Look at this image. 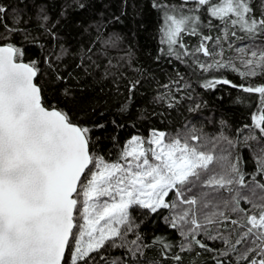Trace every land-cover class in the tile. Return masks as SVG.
<instances>
[{
    "label": "snow or ice",
    "instance_id": "1",
    "mask_svg": "<svg viewBox=\"0 0 264 264\" xmlns=\"http://www.w3.org/2000/svg\"><path fill=\"white\" fill-rule=\"evenodd\" d=\"M149 5L154 61L172 69L161 67L162 79L103 23L70 50L43 7L37 22L50 46L42 59L28 58L15 39H36L19 26L23 10L0 0V264H264V0ZM68 58L73 72L61 71ZM81 77L126 92L122 113L151 90V111L140 115L163 126L141 132L132 124L115 154L102 150L106 124L85 123L61 103L73 96L68 80L80 88ZM219 86L255 94L249 123L231 130L222 120L215 131L206 130L211 121L197 123L207 104L197 89ZM181 109L193 119L169 127ZM146 217L167 230L146 238Z\"/></svg>",
    "mask_w": 264,
    "mask_h": 264
},
{
    "label": "trees",
    "instance_id": "2",
    "mask_svg": "<svg viewBox=\"0 0 264 264\" xmlns=\"http://www.w3.org/2000/svg\"><path fill=\"white\" fill-rule=\"evenodd\" d=\"M80 0H8V3L15 9H22V19L20 27L27 28L35 41L30 37L27 40L17 35L15 39L19 40L27 50V57L42 59L50 46V39L42 33L37 22V13L43 7L52 22H57L56 31L61 41L70 50H75L86 45L89 37L94 35L93 29L103 23L104 29L108 33H119L123 38L124 45H130L134 52V57L138 64L146 71H149L163 78L161 67L164 72H171L168 65H157L154 57L157 51L156 27L157 16L150 8L149 0H83L86 7L81 9L76 7ZM71 5V7L69 6ZM12 16V12L8 13ZM119 17V19H115ZM0 33L3 29L0 28ZM74 58H68L64 61L66 67L61 71L73 72ZM183 71V69H180ZM229 79L236 83L240 80L235 74L227 73ZM68 84L73 87V96L61 100V103L70 109L79 119L85 123L95 120H102L106 124V130L98 133L101 136L100 147L102 150L115 154L119 146L133 134L137 129L146 132L151 126H163L159 118H149L140 114L147 110L151 111L149 101L151 90L143 91L140 95L134 97L129 103L131 109L122 113L120 107L124 102L127 93L118 95L108 85L104 91H100L103 84L89 81L83 83L81 77V87H76V81L69 79ZM64 87L63 84L59 88ZM200 93L198 99L207 102L199 113L195 114L197 123L201 120L211 121L206 123V130L215 131L220 121H227L231 130L242 127L249 123L251 115L257 111L255 94L242 93L239 89H233L229 86H219L216 91H203L197 89ZM49 95H52L50 90ZM103 113V116L100 115ZM193 114L181 109L174 112L165 121L169 127L179 126L187 120H192ZM124 123V128H115L111 121ZM136 124L137 129L130 125ZM117 136V141L113 142L111 137ZM241 151L246 156L251 153L241 147ZM254 161L249 158L246 161V167L251 168ZM134 215H143V210L134 211ZM139 222V221H137ZM140 229L146 238L158 236L167 229L162 221L146 217L141 224ZM151 256V253L149 254Z\"/></svg>",
    "mask_w": 264,
    "mask_h": 264
}]
</instances>
